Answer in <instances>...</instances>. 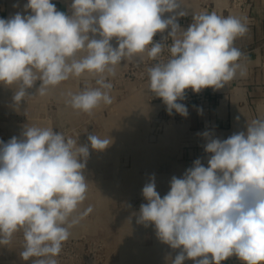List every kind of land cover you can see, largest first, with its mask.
<instances>
[{"label":"clouds","instance_id":"clouds-1","mask_svg":"<svg viewBox=\"0 0 264 264\" xmlns=\"http://www.w3.org/2000/svg\"><path fill=\"white\" fill-rule=\"evenodd\" d=\"M24 9L31 14L0 18V84L16 86L17 106L34 96L27 90L37 81L36 95L44 97L70 78L89 76L96 86L68 92L66 103L91 115L113 102L110 78L121 62H142L146 55L155 61L147 68L148 90L169 115L175 110L187 117L178 102L187 89L216 91L247 75L235 44L249 32L246 16L201 11L184 29L178 18L189 12L182 0H71V14L58 11L52 0H27ZM166 29L164 42L154 41ZM169 39V58L161 60ZM200 135L207 166L196 159L182 177L171 178L163 197L153 176L142 188L147 203L137 223L154 225L161 242L180 250L172 264H222L233 256L264 264V116L227 139ZM87 139L97 151L112 143L95 134ZM89 155L88 145L51 127L26 126L20 138L0 140V246L22 232L24 261L58 264L70 229L93 211L89 206L76 214L87 199Z\"/></svg>","mask_w":264,"mask_h":264},{"label":"rangeland","instance_id":"rangeland-1","mask_svg":"<svg viewBox=\"0 0 264 264\" xmlns=\"http://www.w3.org/2000/svg\"><path fill=\"white\" fill-rule=\"evenodd\" d=\"M56 1L71 4V0H52ZM251 1L182 0V7H193L188 16L215 6L225 16L233 10L246 16ZM26 3L0 0V18L8 19L17 12L31 14L24 9ZM111 43L117 46L115 38ZM154 63L146 55L142 62L122 61L116 76L110 78L113 102L102 104L91 115L74 111L66 103V94L77 93L85 85L95 87L92 77L70 78L44 97L36 95L37 81L27 90L34 96L26 97L19 106L13 100L16 86L0 84V140L7 143L13 136L20 138L26 126L51 127L89 147L84 170L87 199L76 214L89 206L93 211L70 229L71 236L56 257L58 264H172L180 251L161 242L154 225L137 223L140 206L147 203L142 195L145 184L154 176L156 190L163 197L170 190L171 178L182 177L192 165H177L181 150L177 138L165 134L163 101L148 90L147 68ZM92 134L110 137L112 143L103 151L94 150L87 139ZM23 242V233L17 232L10 245L0 246V259H22L19 253L24 245L19 243Z\"/></svg>","mask_w":264,"mask_h":264},{"label":"crops","instance_id":"crops-1","mask_svg":"<svg viewBox=\"0 0 264 264\" xmlns=\"http://www.w3.org/2000/svg\"><path fill=\"white\" fill-rule=\"evenodd\" d=\"M251 2L248 6L249 14L246 15L249 32L235 42L244 53L245 58L242 63L247 66V75L243 78L238 75L223 89L206 90L207 99L202 104L199 100L190 102L187 106L188 116L184 118L170 117L166 105L161 103L162 117L166 118L165 134L175 136L177 146L181 150V159L177 164L180 167L185 168L189 162L193 165L196 159H200L204 166H207L208 154L204 151L206 140L200 135L203 132L208 131L222 140L227 139L233 133L246 131L247 121L264 116V0ZM52 3L58 11L71 14L70 6L66 1ZM201 11L223 13L216 6L214 9H202L198 12ZM230 14L239 16L240 13L238 10H233ZM191 22L192 16H188L178 23L182 28L187 29ZM185 261L195 264L193 260ZM222 264H243V262L233 256Z\"/></svg>","mask_w":264,"mask_h":264},{"label":"built area","instance_id":"built-area-1","mask_svg":"<svg viewBox=\"0 0 264 264\" xmlns=\"http://www.w3.org/2000/svg\"><path fill=\"white\" fill-rule=\"evenodd\" d=\"M168 31H170V29H166L163 34L158 32L153 38L154 41H156V42H164L163 41V37L167 36ZM165 44H166V47H165V50H164L162 56L160 57L161 60H166V59L169 58L170 54H169V52L167 50V45L171 44V39L166 41ZM208 89L210 91H213L212 88H206V89L201 90V92L197 94V93H194L191 89H187L186 90V98L183 101H178V102L183 103L186 107L193 100H199L200 104H202L207 99L206 90H208ZM172 114H173V117H176V118H179V119L180 118H184V116H181L179 113H176L175 110H173ZM19 244H20L19 246H23L24 242L23 243H19ZM33 259H36V258H33ZM0 264H32V259H29L28 261H24L23 259L10 260L8 258H4L3 257V258L0 259Z\"/></svg>","mask_w":264,"mask_h":264},{"label":"bare ground","instance_id":"bare-ground-1","mask_svg":"<svg viewBox=\"0 0 264 264\" xmlns=\"http://www.w3.org/2000/svg\"><path fill=\"white\" fill-rule=\"evenodd\" d=\"M193 9V7L192 8H190V9H188V10H192Z\"/></svg>","mask_w":264,"mask_h":264}]
</instances>
